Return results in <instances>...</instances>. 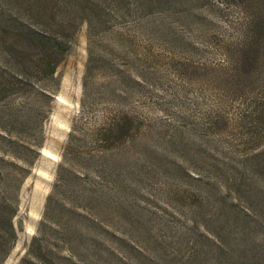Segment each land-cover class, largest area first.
<instances>
[{
    "label": "rangeland",
    "instance_id": "obj_1",
    "mask_svg": "<svg viewBox=\"0 0 264 264\" xmlns=\"http://www.w3.org/2000/svg\"><path fill=\"white\" fill-rule=\"evenodd\" d=\"M126 1L106 31L91 34L84 22L74 35L42 157L21 192L25 228L4 264L25 253L58 166L96 169L88 153L101 145L95 133L121 93H129L124 109L146 121L132 142L99 155L107 174L89 181L110 192L112 213L100 206L90 218L105 225H83L82 238L99 250L83 246L81 257L90 264H241L224 252L230 231L244 237L246 254L264 255V159L253 161L264 148V124L253 120L264 102V0H153L143 10L140 0ZM218 164L226 171L203 167ZM233 175L241 187L222 195L220 183ZM238 214L249 219L245 231Z\"/></svg>",
    "mask_w": 264,
    "mask_h": 264
},
{
    "label": "trees",
    "instance_id": "obj_2",
    "mask_svg": "<svg viewBox=\"0 0 264 264\" xmlns=\"http://www.w3.org/2000/svg\"><path fill=\"white\" fill-rule=\"evenodd\" d=\"M152 3L153 0H140L141 9ZM128 4L126 0H0V264L9 258L25 228L24 219L20 217L21 192L42 157L46 123L61 89L60 67L71 50L74 35L84 22L91 34L106 31L110 14L121 15ZM92 62L89 55V63ZM107 65L113 66L112 63ZM144 89L145 92L140 91L141 96H147V88ZM121 94L119 107L110 111L105 127L95 133V140L101 145L88 153L98 166L99 155L107 152L113 155L118 146L132 142L140 135V126L146 121L143 113L137 115L124 109L129 93L126 98ZM257 114L253 120L257 125L264 124L263 101ZM262 156L264 159V148L254 155L253 161L263 165ZM98 166L95 170L82 165H77V170L58 166L44 215L18 264H90L80 253L83 246L87 250L97 246L82 238L83 225L96 227L92 231L105 225L99 224L98 215L95 220L90 218L100 206L104 213L106 209L112 213L108 201L110 192L103 190L97 181H89L90 174L102 172L104 176L107 171L104 166ZM203 167L226 171L224 164ZM240 180L242 182V177L233 175L229 183H220L221 194L224 195L229 186L241 187ZM236 216L235 221L240 222L245 231L247 225L243 221L249 219L242 214ZM214 234L218 244L226 247L220 235ZM237 234L230 231L231 245L224 252L235 256L236 261H244L241 264H264V255L246 254L242 246L244 237L238 239ZM90 239L96 243L94 238Z\"/></svg>",
    "mask_w": 264,
    "mask_h": 264
}]
</instances>
